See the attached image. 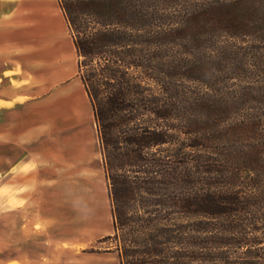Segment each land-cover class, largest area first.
Wrapping results in <instances>:
<instances>
[{
  "label": "trees",
  "instance_id": "trees-1",
  "mask_svg": "<svg viewBox=\"0 0 264 264\" xmlns=\"http://www.w3.org/2000/svg\"><path fill=\"white\" fill-rule=\"evenodd\" d=\"M120 264H264V0H59Z\"/></svg>",
  "mask_w": 264,
  "mask_h": 264
},
{
  "label": "crops",
  "instance_id": "crops-1",
  "mask_svg": "<svg viewBox=\"0 0 264 264\" xmlns=\"http://www.w3.org/2000/svg\"><path fill=\"white\" fill-rule=\"evenodd\" d=\"M49 3L0 0V264H37L50 252L52 218L72 211L64 191L70 181L55 172L71 164L79 172L87 168V156L52 162L40 148L39 54L47 20L41 11ZM18 72L31 82L18 81ZM55 111L49 102L43 115Z\"/></svg>",
  "mask_w": 264,
  "mask_h": 264
},
{
  "label": "rangeland",
  "instance_id": "rangeland-1",
  "mask_svg": "<svg viewBox=\"0 0 264 264\" xmlns=\"http://www.w3.org/2000/svg\"><path fill=\"white\" fill-rule=\"evenodd\" d=\"M49 2L50 8L41 11L47 20L45 27L41 25L39 54L40 148L49 151L52 162L87 156V168L79 172L78 165L71 164L55 172L57 179L70 181L64 191L72 211L52 218L56 234L50 237V252L37 264H120L118 254L106 250L114 243L101 241L114 233V227L92 104L78 76L79 57L60 2ZM260 56L264 61V53ZM17 79L31 82L21 73ZM49 102L55 114L44 116L43 108ZM78 196L81 203L76 202Z\"/></svg>",
  "mask_w": 264,
  "mask_h": 264
},
{
  "label": "bare ground",
  "instance_id": "bare-ground-1",
  "mask_svg": "<svg viewBox=\"0 0 264 264\" xmlns=\"http://www.w3.org/2000/svg\"><path fill=\"white\" fill-rule=\"evenodd\" d=\"M7 104V103H6ZM9 104V103H8Z\"/></svg>",
  "mask_w": 264,
  "mask_h": 264
}]
</instances>
